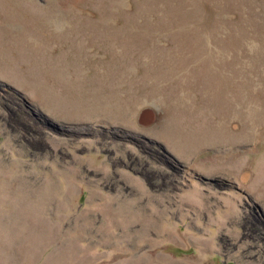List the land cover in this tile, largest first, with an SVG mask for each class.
<instances>
[{
	"label": "rangeland",
	"instance_id": "1",
	"mask_svg": "<svg viewBox=\"0 0 264 264\" xmlns=\"http://www.w3.org/2000/svg\"><path fill=\"white\" fill-rule=\"evenodd\" d=\"M0 264H264V0H0Z\"/></svg>",
	"mask_w": 264,
	"mask_h": 264
}]
</instances>
